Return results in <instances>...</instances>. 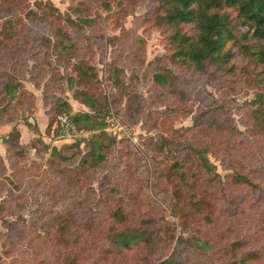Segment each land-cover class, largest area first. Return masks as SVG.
Wrapping results in <instances>:
<instances>
[{
	"label": "rangeland",
	"instance_id": "374dc122",
	"mask_svg": "<svg viewBox=\"0 0 264 264\" xmlns=\"http://www.w3.org/2000/svg\"><path fill=\"white\" fill-rule=\"evenodd\" d=\"M33 1L27 0L26 7L12 8L11 17L17 19L22 32L46 35L52 40L53 24H56L70 37L73 57L68 65L57 61L50 45L42 56L48 63L37 65L32 72L34 79L30 70L22 79L32 96L31 102L26 101L29 106L18 111L15 121L24 125L29 121L32 136L24 137L20 145L28 152L27 157L11 158V166L3 159L6 170L0 165V196L8 200V210L0 217V264H63L57 257L62 251L78 256L80 264L132 261L157 264L174 248L182 247L180 237L191 235L220 239L222 244L241 237L247 241L243 250H264V193L227 182L229 173L238 164L228 161L229 156L219 143L223 135L218 130L193 126V116L202 109L222 110L230 115L242 145L233 156L244 161L243 171L247 167L264 171V133L251 134L243 108L258 92H264L262 67L249 64L246 68L250 72L244 69L235 75L223 74L213 79L208 73L198 72L191 63L172 60L168 32L154 23L151 0H107L109 8L101 0H50L61 17L44 23L30 18L28 9L37 15L42 13V8H36ZM66 14L74 18L72 24L64 20ZM24 58L30 69L34 61L30 60L28 51ZM79 59L94 67L89 85L79 80L72 84L67 81L68 76L74 75L72 64ZM235 61L247 65L242 55L236 56ZM112 63L120 69L118 89L109 76ZM168 70L172 76L167 87L152 81L154 72ZM47 89L52 95H44ZM80 90L92 95L95 116L105 121L104 129L114 138V143L105 149L106 159L84 170L78 167L85 149L83 140L90 131L78 129L81 137L72 140L56 138L55 113L64 111L48 113V101L55 100L69 102L70 114L82 110L93 112L77 95ZM47 125L50 130L45 132ZM75 142L80 145L73 146ZM167 144L173 150L178 144L206 147L205 155L215 164L218 176H214V185L206 183L207 196L202 209L196 210L189 201L175 205L179 182H170L164 173L171 159ZM53 147L61 157L51 153ZM1 154L4 156V152ZM79 171L82 172L78 176ZM74 175H77L75 179ZM102 183L116 188L121 203L131 211L130 218L121 224L146 226L149 221L159 243L155 250L136 244L121 253L107 251L105 230L113 221L110 211L115 201L102 197L99 191ZM260 184L264 188L263 180ZM67 208L75 212L71 231L78 239L61 245L55 216ZM86 219L95 224L93 230L84 226ZM195 251L196 248L187 251L192 260L208 264ZM253 264H264V259Z\"/></svg>",
	"mask_w": 264,
	"mask_h": 264
},
{
	"label": "trees",
	"instance_id": "16d2710c",
	"mask_svg": "<svg viewBox=\"0 0 264 264\" xmlns=\"http://www.w3.org/2000/svg\"><path fill=\"white\" fill-rule=\"evenodd\" d=\"M33 2L36 8H42V13L39 15L33 9L27 10L31 15L29 17L36 19L35 21L44 23L53 19L57 21L61 17L59 10L50 0H34ZM151 2L155 14L154 23L168 32L172 60L191 63L198 72L208 73L213 79L223 74L235 75L244 69L250 72L251 69L246 68L249 64L256 68L261 66L264 72V0H151ZM101 4L106 8L110 7L107 0H101ZM23 6H27V0H0V17L4 16L0 19V123L15 121L18 111L29 106L26 101L30 100L32 93L25 88L22 79L29 70L31 79H34L32 72L37 69V65L48 63L42 56L46 54L47 48L49 51L50 45V52L56 53L57 61H64L68 65L73 57L70 55L73 45L70 37L56 24H53V40L46 35L36 33L29 35L22 32L17 19L12 18L11 14L14 11L12 8ZM64 20L68 24L74 22L70 14H66ZM25 51L29 52L30 60L34 61L30 69L24 58ZM238 55L246 58V66L235 61ZM72 67L74 75L67 77L69 84H72L74 80L88 85L92 83L95 70L89 62L79 59L72 64ZM119 73L120 69L112 63L109 67V76L112 85L117 89L121 85ZM171 76L170 70L167 73L154 72L152 81L160 87H167L171 83ZM47 93L52 95L49 89L45 90L44 95ZM77 95L82 97L83 104L94 111L82 110L70 114L67 112L71 109L69 102L55 100L51 103L48 101L50 105L48 113L52 115L57 110L67 112L78 129L90 131L89 136L85 141L83 140L85 149L78 167L84 170L106 159L105 149L114 143V138L104 129L105 121L95 116L96 104L92 95L85 90L78 91ZM179 98L183 100L181 95ZM243 108L251 134L264 133V92H258L249 101L248 106L244 105ZM16 124L15 121L9 134L3 138L6 147L5 159L10 166L11 158H25L28 155V152L20 146V131ZM26 124L31 128L32 124L29 121ZM193 126L208 131L218 130L223 135L219 143L222 144L224 153L229 156L228 161L233 165L238 164V168L229 173L227 182L249 188L253 192L264 193L263 185L260 184L261 180L264 181L263 168L247 167L243 171L244 161L233 156L234 151L239 152L242 145L237 137L239 131L234 126L230 115L222 110L202 109L193 116ZM49 130L47 125L45 132ZM164 139L167 140V138ZM211 140L215 141L214 138ZM74 145L79 146L80 142H75ZM205 150V146L184 147L179 144L173 150L172 146L167 144L171 159L165 166L164 173L170 182H179L175 205L182 206L189 201L196 210H199L206 202V183L210 182L214 185L216 182L214 176H218V173L215 164L205 155ZM51 153L60 156L54 147ZM0 165H3L6 170L5 162L1 157ZM81 172H78V176ZM76 176L74 175L73 178L75 179ZM99 187L103 198L115 201V207L110 211L113 221L105 230V238L108 241L107 251L112 254L121 253L136 244L155 250L159 243L156 232L150 228L149 221L146 226L121 224L127 217L130 218L131 211L123 201L121 203L116 193L119 191L116 188L106 183L100 184ZM7 203V198L0 196V217L8 210ZM207 219L211 221L210 217ZM55 221L57 237L61 245H68L78 239V235L71 231L75 222L73 209L67 208L62 214L58 213ZM84 226L90 230L96 227L90 219L85 220ZM179 242L182 243V247L174 248L171 254L157 264H198V260H192L187 252L191 248H196L195 255L205 257L208 264H253L264 259L263 249L243 250L247 246V241L241 237L222 244L220 239L191 235L180 237ZM57 257L63 264H80L79 257L70 251H62ZM130 264H146V262L132 261Z\"/></svg>",
	"mask_w": 264,
	"mask_h": 264
},
{
	"label": "built area",
	"instance_id": "2783aa9c",
	"mask_svg": "<svg viewBox=\"0 0 264 264\" xmlns=\"http://www.w3.org/2000/svg\"><path fill=\"white\" fill-rule=\"evenodd\" d=\"M53 133L56 138L72 140L81 137V131L75 126L71 116L67 113H57L53 124Z\"/></svg>",
	"mask_w": 264,
	"mask_h": 264
},
{
	"label": "crops",
	"instance_id": "0c3cea01",
	"mask_svg": "<svg viewBox=\"0 0 264 264\" xmlns=\"http://www.w3.org/2000/svg\"><path fill=\"white\" fill-rule=\"evenodd\" d=\"M26 124V123H25ZM14 125V123L12 122H8L4 125H0V157L2 159H5V147H4V142H3V138L1 137V134H5V136L7 135V133L11 130L12 126ZM19 131H20V145L23 141V138L28 136H32V129L26 125H24L23 123H18L16 124ZM40 130L42 131V128H40ZM23 149V148H22ZM4 150V151H3ZM25 150V149H24ZM4 152V156L1 154Z\"/></svg>",
	"mask_w": 264,
	"mask_h": 264
}]
</instances>
